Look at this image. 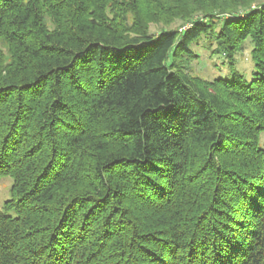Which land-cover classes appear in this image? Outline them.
Masks as SVG:
<instances>
[{"label":"trees","instance_id":"1","mask_svg":"<svg viewBox=\"0 0 264 264\" xmlns=\"http://www.w3.org/2000/svg\"><path fill=\"white\" fill-rule=\"evenodd\" d=\"M263 135L261 0H0V264H264Z\"/></svg>","mask_w":264,"mask_h":264},{"label":"rangeland","instance_id":"2","mask_svg":"<svg viewBox=\"0 0 264 264\" xmlns=\"http://www.w3.org/2000/svg\"><path fill=\"white\" fill-rule=\"evenodd\" d=\"M264 2V0H261ZM257 3L252 4L251 8L256 7ZM242 11H239L241 13ZM200 18V15L194 16L193 18ZM189 26V22H182L180 20L175 21L170 26H165L161 23H150L148 25L149 34L157 35L163 30H178L179 32ZM207 42L204 40L199 41L192 47L194 52L198 55V59H194L190 63V69L194 76H199L203 79H213L219 76H224L227 72V68L222 64L223 58L218 55H210V50L207 49ZM251 49L250 44H246L244 51L236 57V68L240 71L247 79L250 77V72L253 69V64L249 58V51ZM264 143V135L262 137ZM11 185L9 178L0 179V205L8 199V192Z\"/></svg>","mask_w":264,"mask_h":264}]
</instances>
